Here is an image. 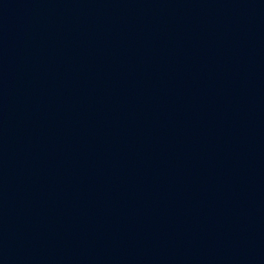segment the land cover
<instances>
[{
  "label": "water",
  "instance_id": "1",
  "mask_svg": "<svg viewBox=\"0 0 264 264\" xmlns=\"http://www.w3.org/2000/svg\"><path fill=\"white\" fill-rule=\"evenodd\" d=\"M0 264H264V0H0Z\"/></svg>",
  "mask_w": 264,
  "mask_h": 264
}]
</instances>
